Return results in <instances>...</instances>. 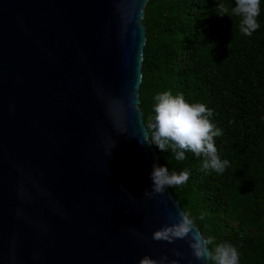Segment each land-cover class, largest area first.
I'll return each instance as SVG.
<instances>
[{"label": "water", "instance_id": "95a60500", "mask_svg": "<svg viewBox=\"0 0 264 264\" xmlns=\"http://www.w3.org/2000/svg\"><path fill=\"white\" fill-rule=\"evenodd\" d=\"M146 2L0 0V264H199L150 179Z\"/></svg>", "mask_w": 264, "mask_h": 264}, {"label": "trees", "instance_id": "16d2710c", "mask_svg": "<svg viewBox=\"0 0 264 264\" xmlns=\"http://www.w3.org/2000/svg\"><path fill=\"white\" fill-rule=\"evenodd\" d=\"M233 0H147L138 108L150 140L153 97L165 90L203 103L220 128L214 137L223 173L201 167L202 157L159 151L169 172L188 180L167 185L210 250L227 241L239 264H264V0L252 35L239 32L238 17L217 16L216 5ZM155 147V146H154Z\"/></svg>", "mask_w": 264, "mask_h": 264}, {"label": "clouds", "instance_id": "9594fccd", "mask_svg": "<svg viewBox=\"0 0 264 264\" xmlns=\"http://www.w3.org/2000/svg\"><path fill=\"white\" fill-rule=\"evenodd\" d=\"M261 3L262 0H233L230 8L218 3L216 15L238 17L239 32L250 36L260 27L257 17ZM153 101L149 145L161 152L170 149L177 161L185 159V152H191L202 157V169L223 173L229 162L220 158L215 146L214 137L220 136L221 130L210 119L212 110L203 103H189L181 94L172 95L167 90L157 93ZM188 178L187 170L169 172L164 165H151L150 179L156 191L165 185L183 184ZM211 243V238L204 241V245ZM204 245L198 241L194 246V257L199 264H239V253L231 243H216L210 250Z\"/></svg>", "mask_w": 264, "mask_h": 264}]
</instances>
